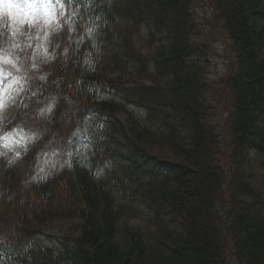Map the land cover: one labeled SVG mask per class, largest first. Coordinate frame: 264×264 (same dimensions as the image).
<instances>
[{"label":"trees","instance_id":"obj_1","mask_svg":"<svg viewBox=\"0 0 264 264\" xmlns=\"http://www.w3.org/2000/svg\"><path fill=\"white\" fill-rule=\"evenodd\" d=\"M90 1L109 47L93 45L96 56L80 66L72 53L74 88L62 91L61 81L56 92L74 104L84 96L103 121L93 139L81 138L89 149L67 138L69 175L34 181L37 190L9 206L0 264H264V0H211L231 43V145L202 112L207 61L193 0ZM14 169L2 175L8 188ZM103 169L117 171L107 182L120 201ZM133 202L150 223L130 221ZM73 217L81 222L47 237L53 245L34 242L47 222Z\"/></svg>","mask_w":264,"mask_h":264},{"label":"rangeland","instance_id":"obj_2","mask_svg":"<svg viewBox=\"0 0 264 264\" xmlns=\"http://www.w3.org/2000/svg\"><path fill=\"white\" fill-rule=\"evenodd\" d=\"M16 2L20 5L19 9L14 8L10 13L5 6L0 10V71L6 74L4 83L7 85L2 95L4 103L0 107V138H3L0 142V225H8L7 220L14 223V219H9L13 214L9 206L18 201L20 191L32 194L33 189L37 190L34 181L51 173L56 175V171L61 174L60 178L69 175L66 171L69 167V147L66 140L78 126L84 124L88 128L85 134L98 130L101 122L99 116L84 117L85 114H90L92 102L85 101L84 96H80L79 102L75 104L65 101L63 97L58 98L56 88L58 82L62 81V91L73 90L71 79L78 73L74 71L76 59L80 66L84 55H89L90 60L96 56L91 48L93 45H97L103 52L109 47L108 38L98 21H93L96 29L87 30L86 25L70 28L74 20L70 19L66 0H63L64 6L57 0H30L34 4L31 9L25 0ZM192 10L199 22V41L206 51L207 61L204 63L201 60V63L206 74L207 105L210 108L207 107L202 112L209 128L215 130L224 144L231 145L233 122L230 112L234 99L229 85L225 84L232 74L231 43L221 27V20L215 18L211 0H193ZM91 12L89 10V14ZM93 69L101 70L97 61L94 62ZM62 70L65 71L61 72ZM57 74L59 79L55 80ZM79 76L84 81L82 71ZM97 87V94H101L104 91L102 88L108 87V84L102 83ZM52 93L56 94V98ZM119 116L122 121L128 118L125 111H121ZM52 117L55 120L50 122ZM39 135L41 148L34 149ZM77 147L83 151L89 149L90 145L80 139ZM219 161L223 162L221 158ZM9 166L15 168L12 173L15 177L12 188H8L2 181V175ZM116 173L113 172L112 175L103 169L99 174L106 180H101L102 184H108L114 197L120 201L119 186L115 182L112 185L107 182ZM228 174L231 176L232 172ZM228 201L229 198L226 202ZM129 205L134 210L127 214L128 218L132 217V223H150L149 213L143 205L134 202ZM229 207L227 203V208ZM80 222V219L74 217L51 220L42 226L46 237L37 236L34 242L53 245L47 237L66 233Z\"/></svg>","mask_w":264,"mask_h":264},{"label":"snow or ice","instance_id":"obj_3","mask_svg":"<svg viewBox=\"0 0 264 264\" xmlns=\"http://www.w3.org/2000/svg\"><path fill=\"white\" fill-rule=\"evenodd\" d=\"M25 3H27L28 8H33L34 4L30 2V0H25ZM5 6H7L9 12L11 13L12 9H19L20 5L16 2V0H0V10H2ZM8 61H5L7 63ZM6 80V74H4L2 71H0V107L3 106V100L2 95L7 89L6 83L4 81ZM3 138H0V142H2Z\"/></svg>","mask_w":264,"mask_h":264}]
</instances>
